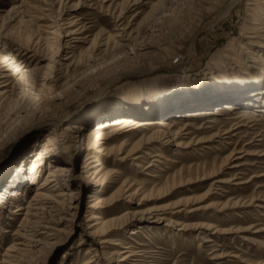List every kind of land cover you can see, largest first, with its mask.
Instances as JSON below:
<instances>
[{"label":"rangeland","instance_id":"374dc122","mask_svg":"<svg viewBox=\"0 0 264 264\" xmlns=\"http://www.w3.org/2000/svg\"><path fill=\"white\" fill-rule=\"evenodd\" d=\"M259 1L0 0V50L39 59L18 60L59 94L0 83L10 96L0 101V264H88L94 254L93 264H120L128 250L139 255L132 264H264V49L252 55L247 44ZM82 27L81 41L63 44ZM127 114L179 125L169 143L163 135L136 151L151 154L143 160L111 155L84 169V128ZM69 126L79 131L72 156L62 148ZM113 219L119 225L94 235Z\"/></svg>","mask_w":264,"mask_h":264},{"label":"bare ground","instance_id":"6f19581e","mask_svg":"<svg viewBox=\"0 0 264 264\" xmlns=\"http://www.w3.org/2000/svg\"><path fill=\"white\" fill-rule=\"evenodd\" d=\"M235 2H236V0H232V4L235 3ZM258 8H259V10H258L259 17H258V15H257V17L259 19H256V22L253 24V27H250V30L254 34V37H249L251 39L250 40L251 42L250 41L247 42V44L250 45L251 49H253V47H254L252 55H253V53H255L257 51V49H260V50L262 48L264 49V27H262V25H264V23L262 24V20H264V0H260L258 2ZM257 21H260V22L258 23ZM70 23H72V24L69 25L68 27H65V29H70V28H73V27L76 26V23H74L72 21ZM84 29H86V28L85 27H82L80 29L79 28L78 29L74 28L72 30L67 31L66 32L67 35L65 36V39L62 41L63 44H65L69 48H71L72 47L71 45H73V43L81 41V39H83V38H80L79 35L82 34V32L85 31ZM96 39H97V37L95 38V40ZM95 40L93 41V44H92L93 48L99 50L100 48H99V46L98 47L96 46L97 41H95ZM39 41H41V40H39ZM108 43L109 42L107 40V44ZM47 44H49V42ZM240 45H243V44H240ZM243 48H244V45H243L242 49ZM14 53H15V55H12V54L8 53L6 50H0V70L1 71H2V69L5 70V71H10L11 70V71H13V73L11 74V78L15 77V80L13 82L8 83L7 82L8 76L4 74V71H3V73H0L1 87H8V86H10L12 84V90L15 91L18 87H22L21 82L23 81L24 83H26V85H24V86H27V88H30L32 90H35L36 93L38 92V94L40 93L42 97H46L49 94H54L55 92L56 93L58 92V91L54 90V87H57V84L55 86H50L48 88L47 87L48 85L45 82L46 79L44 81H41V83L37 81L36 77H37V74H38V71H39V69L37 67H34V69H32V68L30 69V67L26 66L27 63L32 65V63H34L35 61H38L39 59L37 60V58L28 57L27 54H25L24 52H22L19 49H17V50L15 49ZM238 53L239 52H237V51H236V53H233V55L231 53L229 58L232 59V56H236V55H238ZM242 57L243 56H240L239 58L241 59ZM18 59H25L26 64L24 63L25 65H23L22 63H20V61ZM37 64L38 63H36V65ZM240 65L242 67V70L245 69L246 67H248V69H249V67H250V66H247V63H245V62H244V64L241 63ZM258 68L260 70H262L263 69L262 64H261V67H256V69H258ZM249 70L252 71L253 69H249ZM244 74H246V73H244ZM251 75L252 74H250L248 77H250ZM252 77H255V76H252ZM4 79H6V80H4ZM224 80H226V79H224ZM22 91H23V89H22ZM25 92L27 93L26 90H24V93ZM5 93H7V92H5ZM62 94L63 93H61V95ZM6 95L7 94H3L1 92L0 93V101L8 102V100L10 99V96L9 95L6 96ZM52 98H54V97H52ZM43 101H44V99H43ZM51 103H53V101H50V103H48V105L51 104ZM137 106H138L137 108H139L140 104L137 105ZM28 107L29 106L23 107V108H21V110L22 109L26 110ZM19 110H20V108H19ZM49 111H50L49 109H46L44 107H43V109L42 108L40 109L41 113H45V112H49ZM55 117H58V116L56 115ZM134 117L135 116H133V115H130V116L129 115L128 116H119V117L114 118L112 120H106L104 122L98 123L97 126H95L92 130H89L88 127L84 128L87 131L86 137H85V139H86L85 140L86 141V148H85L84 151L88 152L86 154V158L84 160V163H85L84 169H90L91 168L90 164L93 163V162H97L96 167L101 166L99 161L101 159H103V157H105V156L109 157L111 155H114L116 157V159H118L119 161L126 160L129 157H135L134 160H136L137 162L140 161V160H143L145 158V156H150L151 154L149 152H147L145 155H142V154H138L136 151H139L141 148H144L145 146L151 145V143H154V142L158 143V142L162 141L163 140L162 139L163 135H164V140L163 141L165 143H166V141H167V143H169L171 141V139H173V134H172L173 128L176 127L177 125H179L177 120H172V121H168L167 119L138 120L137 118H134ZM237 119L247 120V118L243 117L242 114L240 116H238ZM206 121H208V122H204L205 123L204 125L212 123L210 120H206ZM154 126H160V128H157V127L152 128ZM192 126H194V123L190 122V121H187V122H185V124L182 127V129L184 127L188 128V127H192ZM122 129H129V130H122ZM142 129H143V131L144 130H149V129H153V130H157V131H156V134L153 135V136L142 137L141 139H138L137 141H134V142H131L130 139H127V140L124 139L120 143V145L118 147L107 148V147L103 146L104 145V143H103L104 141L108 142V141H112V140H115V139H119L120 136H122V135H124L126 133H127V135H132L131 133H135V131L136 132L137 131H141ZM63 130L65 132L61 133L62 134L61 137H63L65 140L63 142L62 148H64L65 154H70L72 156V154H73L72 152L74 151V146L72 144L71 139L78 138L79 131H74V129L71 128L70 126L64 128ZM183 130H185V129H183ZM121 132H123V133L120 134ZM182 133L183 132H181V134L175 133V135H177V136L174 137V139H177L179 136H184V134H182ZM217 136H215V137H217ZM125 137L127 138V136H125ZM165 139H166V141H165ZM47 140H48L49 143H53L52 137H47ZM202 141H206V140L200 139V140H198L197 143H200ZM53 145L55 146V144H53ZM129 147H131V149L128 151L126 156H122L123 154H121V152L126 151ZM175 147H177V148H185V147H189V146H185L184 143H182L181 141L178 140L176 142ZM44 148H47V147H44ZM37 155L38 156L34 160L33 167L31 168V171L34 168L37 167L36 163L44 158L43 150H40L37 153ZM118 156H122V157L119 158ZM155 157L156 158H160L161 156L158 155V156H154L153 158H155ZM230 159H232V156L229 158V160ZM236 159H240V157H237ZM61 163H63V162H61ZM233 167H237V165H234ZM18 171H20V170H18ZM54 173H62V172L60 171V169H57ZM54 173H50L49 175L52 176ZM97 173H99V172H97ZM176 185H177V182L174 181L168 187L167 191H169L170 189H172V187H175ZM178 185H180V184L178 183ZM160 190H158V191H160ZM163 190H166V189H163ZM139 191H141V189L135 191L134 195H136ZM150 193L153 194L152 191ZM163 193H165V192H163ZM37 195H39V194H37ZM2 197H3L2 194H0V199L1 200H2ZM237 204H238V202H237ZM237 204L234 207H237L238 206ZM180 206L181 205L179 204V205H174V207H173V209H178L177 211H175L176 212L175 215H177V216H181L185 212V209L181 208ZM210 207H213L212 204L207 206L206 209H208ZM22 210H23L22 208H18L17 209L18 212H20ZM165 211H166V209L163 210L164 213H165ZM164 213L162 215H159V216H164L165 215ZM170 214L174 215V213H170ZM93 219H96V218L92 217L91 220H93ZM128 219H129L128 217L125 218L123 220V223L125 221H127ZM170 223H172V221H170L168 225H170ZM116 225H119V224H117V221H115L113 219L112 221L104 224L101 228L99 227V229L94 232V235L105 234L107 231H109L111 228H113ZM118 227H120V226H118ZM137 233H138V231L136 229H133L132 232H131V235H137ZM102 243L106 244V243H112V242L110 240H108V239H105ZM87 251H88L87 254H92L93 253V252H91L89 250H87ZM121 254L123 255V258L120 260V264H132L134 261H138V259H136V258H138L139 255L136 253L135 250L123 251V252H121ZM96 256L97 255L94 254L92 256L91 261L88 264H93L94 262H96V260H94V257H96ZM219 257H216V259H219Z\"/></svg>","mask_w":264,"mask_h":264}]
</instances>
